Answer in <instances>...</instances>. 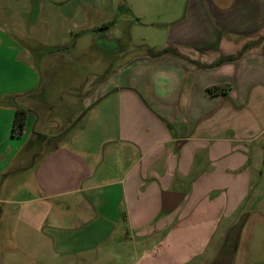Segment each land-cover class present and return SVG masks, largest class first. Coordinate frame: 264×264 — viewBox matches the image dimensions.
<instances>
[{
	"label": "crops",
	"instance_id": "1",
	"mask_svg": "<svg viewBox=\"0 0 264 264\" xmlns=\"http://www.w3.org/2000/svg\"><path fill=\"white\" fill-rule=\"evenodd\" d=\"M104 4L0 0V208L26 196L19 218L55 234L54 254L109 247L102 257L120 264L192 261L232 230L226 218L264 210V0L127 5L158 10L149 26L167 30L165 43L148 49L179 55L145 51L91 86L60 82L85 91L65 115L75 123L48 134L30 101L57 83L74 36L100 40L116 12L106 21ZM91 57L104 71L103 55ZM19 106L29 115L18 137Z\"/></svg>",
	"mask_w": 264,
	"mask_h": 264
},
{
	"label": "rangeland",
	"instance_id": "2",
	"mask_svg": "<svg viewBox=\"0 0 264 264\" xmlns=\"http://www.w3.org/2000/svg\"><path fill=\"white\" fill-rule=\"evenodd\" d=\"M79 2L80 0H75ZM106 12V21L110 18L112 5L115 7L113 18L106 22L109 28H99L100 40L92 44V35L89 37L74 36V43H77L76 50L64 55V59L58 61L61 67L57 76L59 78L54 87L46 84L45 88L30 101V110L37 119L36 128L44 127L48 134H59L76 121L69 120L71 116L67 111L71 106L78 104L80 93L85 88L78 89L59 88L60 82L66 85L78 86L83 81L90 86L107 77L109 69H117L123 60L140 55L147 51L148 45H164L161 38L167 35V30L162 28H150L149 24L157 17L161 19L158 10L148 9L144 6L130 10L127 5L140 2H156V0H103ZM158 1V0H157ZM170 3L181 0H168ZM170 10V11H169ZM164 16V21H172V9ZM182 10V9H181ZM133 11V13L131 12ZM73 28L77 27L78 21L75 18L76 9L73 10ZM174 12V11H173ZM105 27V26H104ZM114 28L112 31L111 28ZM75 30L74 35L81 34ZM161 40V41H160ZM99 52L103 55L105 62L104 71L99 66L97 72L91 70L92 54ZM120 54V56H119ZM57 58H60L57 57ZM110 62L114 63L110 68ZM71 105V106H70ZM67 114L68 117L65 115ZM71 121V122H70ZM69 125V126H68ZM26 196H19L15 202L1 205L0 208V264H120L113 257H102L101 251H107L109 247L99 248L98 251L83 254L66 255L60 252L54 254L53 232H43L38 226L27 227L19 218L22 210L27 205L21 203ZM264 202H260V205ZM44 206V205H43ZM232 218H226L224 226L231 227L230 232L219 230L206 254L194 260H185L182 264H264V210L260 215H246L240 212ZM229 222V223H228ZM59 236V235H58ZM111 251H112V247ZM124 264V263H123ZM125 264H144L138 258Z\"/></svg>",
	"mask_w": 264,
	"mask_h": 264
},
{
	"label": "trees",
	"instance_id": "3",
	"mask_svg": "<svg viewBox=\"0 0 264 264\" xmlns=\"http://www.w3.org/2000/svg\"><path fill=\"white\" fill-rule=\"evenodd\" d=\"M109 28L108 26H105L104 29ZM245 50L242 51V53L239 56H242V54L244 53ZM148 55L152 56V57H158L161 56L163 54L172 52L175 55H179L178 51L176 49L173 48H166L162 51L159 52H155L152 51L150 49L147 50ZM238 56V57H239ZM237 59V57H229V58H225L223 61H233ZM216 90H218V87H214L212 89H209V92H215ZM28 115H29V111L27 108L25 107H17L16 109V116H15V120H14V124H13V129H12V134L13 136H22L26 130V124H27V119H28Z\"/></svg>",
	"mask_w": 264,
	"mask_h": 264
},
{
	"label": "water",
	"instance_id": "4",
	"mask_svg": "<svg viewBox=\"0 0 264 264\" xmlns=\"http://www.w3.org/2000/svg\"><path fill=\"white\" fill-rule=\"evenodd\" d=\"M167 203L169 202V203H171L169 200L168 201H166ZM169 208H170V206H169ZM171 209V208H170Z\"/></svg>",
	"mask_w": 264,
	"mask_h": 264
}]
</instances>
